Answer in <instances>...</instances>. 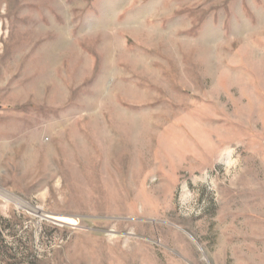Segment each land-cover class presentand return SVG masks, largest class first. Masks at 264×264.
<instances>
[{
    "label": "rangeland",
    "instance_id": "rangeland-1",
    "mask_svg": "<svg viewBox=\"0 0 264 264\" xmlns=\"http://www.w3.org/2000/svg\"><path fill=\"white\" fill-rule=\"evenodd\" d=\"M0 264H264V0H0Z\"/></svg>",
    "mask_w": 264,
    "mask_h": 264
},
{
    "label": "bare ground",
    "instance_id": "bare-ground-1",
    "mask_svg": "<svg viewBox=\"0 0 264 264\" xmlns=\"http://www.w3.org/2000/svg\"><path fill=\"white\" fill-rule=\"evenodd\" d=\"M7 194V193H6ZM8 195H10V194H8ZM10 196H12V195H10ZM14 199H16V201H18V200H20L19 198H16V197H14V196H12Z\"/></svg>",
    "mask_w": 264,
    "mask_h": 264
}]
</instances>
